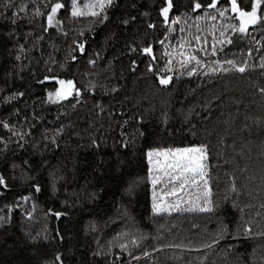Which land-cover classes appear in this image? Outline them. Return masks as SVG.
Masks as SVG:
<instances>
[{"label":"trees","instance_id":"trees-1","mask_svg":"<svg viewBox=\"0 0 264 264\" xmlns=\"http://www.w3.org/2000/svg\"><path fill=\"white\" fill-rule=\"evenodd\" d=\"M171 3L0 0V264H264V0L244 32L230 0ZM200 145L208 211L149 176V150Z\"/></svg>","mask_w":264,"mask_h":264},{"label":"snow or ice","instance_id":"snow-or-ice-1","mask_svg":"<svg viewBox=\"0 0 264 264\" xmlns=\"http://www.w3.org/2000/svg\"><path fill=\"white\" fill-rule=\"evenodd\" d=\"M217 3V0H212V3L208 5V7H213ZM112 0H94L93 3L85 5V9L91 10L90 12H85L80 10L76 5V0H72V16H82L85 14H90L92 16H97L98 12L92 9L99 8L103 10L106 6L111 5ZM231 4V10L234 13L238 14L239 20H240V27L239 31L244 32L246 30V27L251 24H255L257 22V19L259 18L257 15V9L261 4V0H252L251 2V10L246 11L243 8L239 7L237 0H230ZM173 7L171 0H165V6L160 9V14L167 19L169 10ZM201 5L199 3L194 4V8L198 9ZM63 8V5L61 3H55L51 6V11L48 13V22L51 24L53 22L54 16L57 13L59 9ZM16 13H13V16H15ZM220 15L223 16L224 12H220ZM107 18L106 16L104 17ZM15 22V21H13ZM126 23V21H125ZM149 27H152V25H149ZM231 43V41H228ZM79 48L81 51L84 50V45L80 44ZM145 53H150V47H145L143 50ZM74 59V57H73ZM189 59H195V57H190ZM199 63V61H197ZM92 63V61H90ZM135 62L133 61V64ZM229 64L233 63L232 61H228ZM151 70V69H149ZM195 69H193L194 71ZM227 71V69H225ZM238 71L244 72L245 68L240 67L238 68ZM191 75V73H189ZM45 79H49V77H45ZM52 79L56 80V83L59 85L55 89L54 93H49V99H65L67 96H70L73 94V81L72 80H63V79H56L55 77H52ZM161 84H168L169 80L165 78L160 79ZM261 91H264V89H261ZM76 95H79V89H75ZM5 127H8L7 124L4 125ZM165 155L171 157V162L166 166L167 169H170L172 173L175 175L173 178H178L183 181L181 184V188L184 187L185 184H191L195 185L197 181L199 180L201 184L204 186L203 190V197L205 201V208L201 209L202 211H208L210 208L208 205L210 204L209 197L211 195V190L208 187L209 181L205 179V169L206 164L204 161L207 159V149L205 145L200 146H193L190 148H178L174 150H167L166 152L157 151V150H149L147 153L148 156V163L151 166L153 161L152 157L153 155ZM152 175V168L149 167V176ZM5 180L2 176H0V184H4ZM152 183H156V179L152 180ZM37 190H39L37 188ZM160 207L157 206L155 203V197H154V203H153V211H161ZM54 215L59 216L60 213H54ZM247 231V230H246ZM213 243H217V241H213ZM123 247V246H122ZM205 247H211V245H205ZM59 259V257H57Z\"/></svg>","mask_w":264,"mask_h":264},{"label":"rangeland","instance_id":"rangeland-1","mask_svg":"<svg viewBox=\"0 0 264 264\" xmlns=\"http://www.w3.org/2000/svg\"><path fill=\"white\" fill-rule=\"evenodd\" d=\"M152 161H153V163L151 165V168H152V171L155 172V174H161V175L168 176V174H165V173H168V172L172 173L170 169L166 168V166L171 162V157L170 156L166 157L165 155H156V154H154L153 157H152ZM171 175H172V178H173V176L175 174L172 173ZM160 206L162 208L163 207L168 208V205L165 204L164 200L160 202Z\"/></svg>","mask_w":264,"mask_h":264},{"label":"water","instance_id":"water-1","mask_svg":"<svg viewBox=\"0 0 264 264\" xmlns=\"http://www.w3.org/2000/svg\"><path fill=\"white\" fill-rule=\"evenodd\" d=\"M161 16H162V15H161ZM162 17L165 19V17H164V16H162ZM167 19H168V17H167ZM167 19H166V20H167Z\"/></svg>","mask_w":264,"mask_h":264}]
</instances>
